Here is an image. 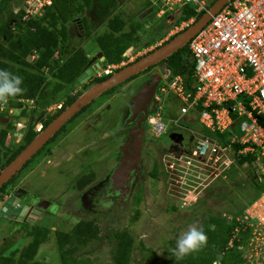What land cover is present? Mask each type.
I'll return each instance as SVG.
<instances>
[{
  "label": "trees",
  "instance_id": "obj_1",
  "mask_svg": "<svg viewBox=\"0 0 264 264\" xmlns=\"http://www.w3.org/2000/svg\"><path fill=\"white\" fill-rule=\"evenodd\" d=\"M13 1L0 0V94L7 96L11 101L16 100L15 105L20 104L17 101L19 98L52 103L64 96L69 87L79 84L78 75L89 60L88 52L81 45L71 42L69 24L73 22L74 17L81 15L85 36L90 35L89 19L83 13L93 7L94 0H52V4L45 6L42 15L29 18H24V8L15 13ZM216 1L212 0L207 9ZM146 3L144 10L136 16V24H131L128 28L125 16L122 12H118L107 19V30L96 36L95 41L104 53L107 64L121 62L125 59L123 54L131 46L141 49L156 44L159 38L170 32L173 25L187 21L193 16H196L197 20L206 12V10L197 12L195 5L186 4L177 12L172 25L166 23L169 15L165 14L166 17L164 16L157 24L151 23L150 27L148 25L146 29L140 31L139 28L145 26L146 20L156 12L155 9L154 12L139 19L138 16L143 11L152 7L148 0ZM184 29L171 35L162 45L175 38ZM149 52L151 51L147 53ZM158 64L162 68H170L175 74L182 75L185 88L195 93V60L189 50V42ZM48 67L49 69L46 70ZM103 79L105 77L99 81ZM15 131L16 127L11 123L0 130V172L26 146V144L15 145ZM9 139L11 141H8ZM30 140L31 138L28 142ZM233 146L235 150L243 147L240 143ZM237 163L242 167L252 165L253 180L260 187V194L264 183L259 181L256 173L260 164L257 165L255 162V155L251 152L241 154L237 158ZM154 165L151 174L156 176L158 168L156 163ZM15 177L16 175L11 176L1 186L0 202L10 190L9 186L14 182ZM139 192L134 201L136 204L141 201ZM247 207L248 205L233 215L240 216ZM225 214L231 213H207L185 247L180 252L177 250L171 252V264H244L245 256L240 246L250 237L251 227L242 230V224L229 219ZM237 226L239 232L236 234ZM51 233L55 235L58 245L61 259L59 264H93L85 255H79L86 245L100 238V228L93 220H80L70 231L52 229L51 225H37L29 230L31 242L23 254L20 256L17 249L8 254H0V264H50L36 261L35 257L41 244L49 239ZM133 233L134 230L129 227H107L104 237L111 248L110 260L105 264L130 263L135 244ZM143 248L158 255L150 247L143 246ZM154 259L155 257L151 259L153 262L148 264H156Z\"/></svg>",
  "mask_w": 264,
  "mask_h": 264
},
{
  "label": "built area",
  "instance_id": "obj_2",
  "mask_svg": "<svg viewBox=\"0 0 264 264\" xmlns=\"http://www.w3.org/2000/svg\"><path fill=\"white\" fill-rule=\"evenodd\" d=\"M148 1L160 17L177 13L186 4L195 5L197 12L208 10L205 0ZM50 4L52 0H25L24 18L42 15ZM195 20L193 16L181 24L188 26ZM189 50L195 60V93L185 88L182 75L165 68L153 103L173 96L181 102V114L165 119L159 105L148 120L151 135L156 137L174 127L190 126V148L178 153L170 147L166 168L177 172L201 168L200 184H205L226 178L239 155L251 152L260 164L256 169L259 181L264 183V0H229L190 39ZM17 101L25 103L26 99ZM14 103L0 94V115L18 106ZM192 125L199 128L192 129ZM236 143L243 147L235 150ZM225 216L242 224V230L251 227L250 237L240 246L244 264H264V188L240 216Z\"/></svg>",
  "mask_w": 264,
  "mask_h": 264
},
{
  "label": "rangeland",
  "instance_id": "obj_3",
  "mask_svg": "<svg viewBox=\"0 0 264 264\" xmlns=\"http://www.w3.org/2000/svg\"><path fill=\"white\" fill-rule=\"evenodd\" d=\"M205 1L209 4L212 0ZM13 2L14 8L25 4V0H14ZM146 2L147 0H94L93 7L83 13L89 19L90 35L85 36L84 31L82 32L79 29L77 21L81 18V15H78L76 23L69 24L71 42L80 44L89 54H94L99 49L95 38L107 30V19L115 13L122 12L129 28L131 24L137 23L136 16L144 10L145 5H147ZM165 14L169 15L166 23H171L169 25H172L175 22L177 13L173 11ZM165 14L160 17L158 11H156L146 20L147 24L141 26L139 30L143 31L148 25L150 27L151 23L152 25L157 24L164 16L166 17ZM184 27H186V24L173 25L170 32L163 38H159L154 46L137 49L123 60L127 62L135 59L138 53L139 56L147 53ZM159 69L164 74L162 66H159ZM143 79L134 83L130 87L131 89H127L116 100L123 106H129L132 95L138 91ZM103 97L96 99V102L102 100ZM159 105L161 115L165 119L177 118L181 114V102L173 96L156 104L151 103L149 106L151 114L158 109ZM185 124L187 125V123ZM189 127H174L160 137L151 136V139H153L149 148L151 154L145 161L144 170L146 171L143 173L144 179L139 192L141 201L138 204L130 202L127 207L117 213L113 221H109V215H105L106 213H89L87 206L81 202L69 200L71 197L67 194V191L70 187L68 180L71 178L69 177L68 179L64 176L67 170L70 169L69 167H66L63 171L54 169L49 178L37 179L40 186L50 189L46 193L48 196L53 197L55 193L59 192L61 194L59 197L67 201L59 207H50V211L55 214L62 212L75 215L72 216V219L70 217L66 219V216L47 219L41 224L55 226L56 229L63 231H70L80 220H93L100 228V238L86 245L79 254L80 256L85 255L88 257L93 264H105L110 260L111 246L104 237L107 227H129L134 230L133 235L135 238L133 255L129 264H148L153 262L151 259L154 257L156 264H171V252L175 250L180 252L185 247L207 213L221 214L227 212L236 214L249 205L260 191V187L253 180L252 165L242 167L236 162L227 171L226 178L221 177L214 182H210L212 179L210 181L207 180L206 183L211 184L206 187V183L200 184L202 182V178H199L201 168H196L195 171H168L165 166V157L169 148H174L178 153L181 152V149L190 148L193 136ZM191 127L196 130L199 128V126L195 127L193 125ZM0 128H3V126H0ZM154 162L158 168L156 176L151 174L155 168ZM204 176L201 175V177ZM70 202L72 204L66 206ZM29 228V225L22 223L18 219L16 221L5 216L0 217V254H8L12 250L17 249L21 256L31 242V237L28 234ZM143 246L154 249L158 255L147 251ZM35 260L50 264H59L61 262L58 245L53 233H51L46 242L41 244Z\"/></svg>",
  "mask_w": 264,
  "mask_h": 264
},
{
  "label": "flooded vegetation",
  "instance_id": "obj_4",
  "mask_svg": "<svg viewBox=\"0 0 264 264\" xmlns=\"http://www.w3.org/2000/svg\"><path fill=\"white\" fill-rule=\"evenodd\" d=\"M76 21L77 17H74L72 23ZM79 21L81 22V18L77 21L80 29ZM136 50L137 48L133 46L131 51L123 54L124 58ZM99 52L102 51L98 49L94 54L88 53L89 60L78 75L79 84L69 87L67 93L59 100L43 103L36 99H26L25 103H20L14 109H8L9 111H5L7 113H1V126L5 127L6 124L11 123L16 127L15 145L26 144L23 148L25 150L59 115L88 90L144 56V54L139 56L138 53L133 60L107 64L104 53L102 52L99 56ZM159 66L161 65L154 64L105 90L66 120L12 175L16 177L9 186L10 190L0 202V217L5 216L16 221L18 219L30 226L28 230L42 225L41 223L47 219L59 216L72 219L75 215L62 212L55 214L49 210L50 207H59L67 201L59 197L61 196L59 192L53 197L48 196L46 193L50 189L40 186L37 181V179L49 178L54 169L63 171L66 167L70 169L64 176L71 178L68 180L70 187L67 194L71 197L69 200L81 202L87 206L89 213H106L105 215H109L108 218L112 221L118 212L127 207L130 202L133 203L142 188L143 173L146 171L144 165L146 158L151 154L149 148L153 142L148 122L151 112L149 106L153 103V98L147 105V113L140 112L134 115L133 97L146 83L152 81L155 74L161 77L157 83V92L158 86L164 81L163 71L159 69ZM48 69L49 67L46 68ZM103 77L105 79L99 81ZM142 78H144L143 83L132 95L129 106H123L116 100L119 95L131 89L130 87ZM101 97H103L102 100L96 102V99ZM141 118L142 120L139 121ZM28 138H31L29 142ZM125 145H127L128 155L132 158L129 161L130 170L127 172L129 177L123 176V179L114 181L113 174L123 157L122 148ZM139 149L140 160L135 159L136 151ZM10 199L11 204L17 203L18 210L3 212L4 205ZM71 204L72 202L67 203L66 206ZM54 228L56 229L52 226V229Z\"/></svg>",
  "mask_w": 264,
  "mask_h": 264
},
{
  "label": "water",
  "instance_id": "obj_5",
  "mask_svg": "<svg viewBox=\"0 0 264 264\" xmlns=\"http://www.w3.org/2000/svg\"><path fill=\"white\" fill-rule=\"evenodd\" d=\"M229 0H217L211 7L208 9L197 21L192 23L186 29H184L180 34H178L175 38L171 39L167 43L161 45L160 47L154 49L153 51L145 54L140 59L132 62L128 66L114 73L112 76L107 78L105 81L95 85L93 88L88 90L85 94H83L73 105H71L68 109H66L61 115H59L34 141H32L28 147L23 150L9 165H7L0 172V188L1 186L13 175L15 172L29 159L31 155H33L43 144L44 142L54 134V132L72 115H74L79 109H81L86 103L92 100L94 97L99 95L100 93L108 90L109 88L121 83L122 81L134 76L135 74L145 70L146 68L157 64L159 61L166 58L171 53L177 51L189 40L198 33L204 25H206L213 15H215ZM154 11L153 7L143 11L139 15V19L146 17L148 14ZM80 29L83 32L82 23L79 21ZM133 47H129L128 51H131ZM102 55V52H99V56ZM160 75L155 74L152 77V81L150 83H146L143 88L139 91V93L133 97L134 107L133 114L136 115L140 112L147 113L148 107L147 105L152 100L155 92L157 83L160 80ZM142 118L139 120L141 121ZM123 157L121 158L120 164L116 168L113 174L114 181H118L123 176L129 177L127 173L130 170L131 156L128 155L127 145L123 146ZM137 157L135 159L140 160L141 151L140 149L136 151ZM124 181V180H123ZM18 193H16L17 195ZM11 199L7 201L4 205L3 212H10L16 209L17 203L11 204Z\"/></svg>",
  "mask_w": 264,
  "mask_h": 264
},
{
  "label": "clouds",
  "instance_id": "obj_6",
  "mask_svg": "<svg viewBox=\"0 0 264 264\" xmlns=\"http://www.w3.org/2000/svg\"><path fill=\"white\" fill-rule=\"evenodd\" d=\"M17 7H18V6H17ZM17 7H15L14 10H15ZM152 7H153V6H152ZM21 8H24V9H25L24 6H21L20 9H21ZM153 8H154V7H153ZM20 9H19V10H20ZM155 9H156V8H154V10H155ZM209 9H210V8H209ZM156 11H157V9H156ZM153 12H154V11H153ZM15 13H17V12H15ZM151 13H152V12H151ZM197 20H198V19H197ZM197 20H195V21H197ZM195 21H194V22H195ZM194 22H193V23H194ZM191 24H192V23H190L188 26H190ZM188 26H186V27H188ZM184 28H185V27H184ZM184 28H183V29H184ZM189 41H190V40H189ZM154 45H155V44H154ZM154 45H153V46H154ZM161 45H162V43L159 44V45H157L156 47H159V46H161ZM132 47H133V46H132ZM153 49H154V48H153ZM151 50H152V49H151ZM151 50H150V51H151ZM126 52H127V51H126ZM126 52H125V53H126ZM146 54H147V53H146ZM33 56L35 57V55H33ZM32 58H33V57H32ZM169 69H170V68H169ZM162 83H163V82H162ZM162 83H161V84H162ZM161 84H160V85H161ZM160 85L158 86V88L160 87ZM157 90H158V89H157ZM155 93H156V92H155ZM154 95H155V94H154ZM150 113H151V112H150ZM9 140H10V139H9ZM9 140H8V141H9ZM236 162H237V161H236Z\"/></svg>",
  "mask_w": 264,
  "mask_h": 264
},
{
  "label": "crops",
  "instance_id": "obj_7",
  "mask_svg": "<svg viewBox=\"0 0 264 264\" xmlns=\"http://www.w3.org/2000/svg\"><path fill=\"white\" fill-rule=\"evenodd\" d=\"M21 6V5H20Z\"/></svg>",
  "mask_w": 264,
  "mask_h": 264
}]
</instances>
